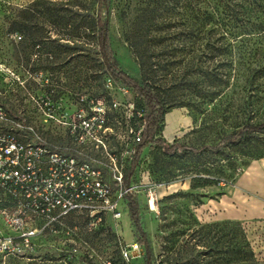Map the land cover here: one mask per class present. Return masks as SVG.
Masks as SVG:
<instances>
[{
  "label": "rangeland",
  "instance_id": "374dc122",
  "mask_svg": "<svg viewBox=\"0 0 264 264\" xmlns=\"http://www.w3.org/2000/svg\"><path fill=\"white\" fill-rule=\"evenodd\" d=\"M146 2L111 0L108 17L114 56L136 79L141 71L125 35ZM205 3L207 9H217L218 20L198 33L191 53H185L188 43L182 37L184 1L167 19L172 26L162 33L171 39L153 49L158 63L153 84L170 102L158 136L194 148L217 142L241 123L264 120V0H232V10ZM95 10L96 0H0V104L8 116L4 126L15 129L13 123H23L32 128L31 133L23 131L28 138L37 134L56 145L67 144L63 128L45 121L38 104L47 98L57 106H85L89 98L105 109L110 127L107 152L123 158L129 125L125 107L136 102V95L117 83L107 85L105 75L96 77L91 36H86L89 50L72 49L77 43L75 28L86 26L77 14ZM79 32L88 34L84 27ZM191 63L215 77L211 90L221 92L212 102L205 96L207 82L188 74L185 65ZM217 83L227 86L219 88ZM113 102L120 104L116 110ZM94 156L106 161L98 153ZM262 163L264 157L251 160L227 185L191 189V178L202 177V158L184 153L169 157L154 144L144 149L128 187L139 206L152 264L185 263L194 257L202 261L199 254L208 248L202 247L197 230L221 221L241 222L258 264H264ZM3 199L0 191V207ZM120 211L118 219L106 216L93 226L85 218H68L43 234L33 250L0 254V264H143L125 201ZM0 233L7 234L1 226Z\"/></svg>",
  "mask_w": 264,
  "mask_h": 264
},
{
  "label": "trees",
  "instance_id": "16d2710c",
  "mask_svg": "<svg viewBox=\"0 0 264 264\" xmlns=\"http://www.w3.org/2000/svg\"><path fill=\"white\" fill-rule=\"evenodd\" d=\"M182 1H184L182 7L185 10V19L182 23L185 32L182 37L188 43L185 53L192 52L195 42L200 39L198 33L208 25H215L218 20L217 9H213V5L207 9L205 2L214 3L216 8L220 5L225 10H232V0H147L145 5L134 15L125 35L126 42L140 68V79L133 78L123 71L114 56L108 28L111 0H96L94 13L77 14L80 18H85L86 26L80 24L75 28L77 43L72 49L79 52L91 49L96 77L100 78L105 75L120 87L134 93L136 95L135 109L142 112L145 121L135 154L123 171L124 186L130 184L141 153L152 144L169 157L184 153L202 158V177L191 178V189L219 187L221 184L232 183L251 160L264 157V120L258 123H241L228 133H224L217 142L203 144L201 148H194L177 141L169 143L158 136L162 118L167 108L170 107L166 104L170 102L167 103L161 98L153 84L155 82L153 81L154 65L158 64L153 60L156 55L153 49L166 44L171 39L170 36L162 35V33L172 26L170 22H167V19L170 18L171 13H175L174 10L179 8L178 5ZM241 1L247 2L248 0ZM62 9L66 11L65 8ZM49 10V7H46V11L49 12ZM81 27H84L88 34L78 33V28ZM86 36L92 38L89 49H87V45L90 43ZM183 50H181L182 53ZM174 51L176 52V50ZM171 54L174 56V52ZM185 67L188 74H197L207 82L205 96H208L207 101L212 102L221 92L211 90L214 88L212 86H216L212 84L215 77L206 69L194 67L193 63L186 64ZM219 84L217 83L218 87ZM222 85L219 88L224 89L227 83ZM124 200L132 226L133 239L141 250L142 262L143 264H152V249L142 228L138 203L130 194H126ZM197 233L202 237V247L208 248L199 254L202 256V261L194 257L185 263L175 264H258L241 222L221 221L202 224Z\"/></svg>",
  "mask_w": 264,
  "mask_h": 264
},
{
  "label": "built area",
  "instance_id": "2783aa9c",
  "mask_svg": "<svg viewBox=\"0 0 264 264\" xmlns=\"http://www.w3.org/2000/svg\"><path fill=\"white\" fill-rule=\"evenodd\" d=\"M106 82L114 83L109 78ZM84 102L85 106L65 107L45 98L38 104L45 121L63 128L67 144L62 145L37 134L28 138L26 132L32 128L23 123L6 129L7 111L0 104V191L5 196L0 226L7 232L0 233V254L33 250L43 234L55 231L68 218H85L93 226L106 216L120 217V204L126 194L131 195L130 184H123V171L141 140L143 114L134 103L125 107L128 145L126 156L119 158L105 148L110 127L104 107L94 106L89 98ZM119 105L113 102L112 108Z\"/></svg>",
  "mask_w": 264,
  "mask_h": 264
},
{
  "label": "crops",
  "instance_id": "0c3cea01",
  "mask_svg": "<svg viewBox=\"0 0 264 264\" xmlns=\"http://www.w3.org/2000/svg\"><path fill=\"white\" fill-rule=\"evenodd\" d=\"M262 172H264V163H262Z\"/></svg>",
  "mask_w": 264,
  "mask_h": 264
}]
</instances>
